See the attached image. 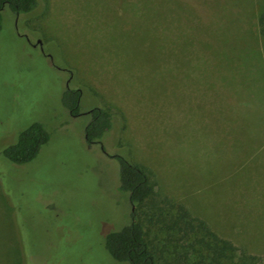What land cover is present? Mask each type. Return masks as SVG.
Here are the masks:
<instances>
[{
    "label": "rangeland",
    "instance_id": "obj_1",
    "mask_svg": "<svg viewBox=\"0 0 264 264\" xmlns=\"http://www.w3.org/2000/svg\"><path fill=\"white\" fill-rule=\"evenodd\" d=\"M193 2L38 0L31 13L4 11L0 264H124L105 238L137 209L113 155L149 172L148 207L173 211L168 222L170 202L183 206L264 264V0ZM67 89L82 91L79 116L63 105ZM94 108L113 127L89 144ZM33 122L50 140L31 163L12 164L2 150ZM169 238L152 227L160 249Z\"/></svg>",
    "mask_w": 264,
    "mask_h": 264
},
{
    "label": "trees",
    "instance_id": "obj_2",
    "mask_svg": "<svg viewBox=\"0 0 264 264\" xmlns=\"http://www.w3.org/2000/svg\"><path fill=\"white\" fill-rule=\"evenodd\" d=\"M185 6L193 5L194 0H177ZM181 1V2H180ZM38 0H0V33L3 29V13L8 8L16 15L33 12L38 7ZM203 4L200 11L202 24L212 20V12L208 3ZM194 15V13H191ZM196 18V17H195ZM81 90L67 89L63 96V105L72 116L81 114ZM90 120L85 129L89 144L98 143L113 127L110 112L94 108L89 112ZM50 140V134L41 122H33L23 129L17 141L2 150V156L17 166L34 161L43 146ZM120 165V191L129 196L131 205L136 208L132 213V223L121 230L109 233L105 238V249L117 262L124 264H172L165 257V252L176 255L174 263L185 261L186 264H262L259 258L236 246L233 242L217 235L208 225L192 218L183 206L170 202L171 210L177 213L168 222L166 215L172 214L159 208L156 204L149 208V202L154 195V186L149 172L142 166L134 164L121 155H113ZM144 210L146 222L141 221L139 211ZM151 210L153 214L148 213ZM157 211H160L159 213ZM161 225L170 234L164 249L153 244L150 239L152 227ZM181 239H173V235ZM187 240L188 245H180L179 241ZM179 240V241H178ZM191 241V242H190ZM179 244L178 246L176 244ZM181 250H184L179 254Z\"/></svg>",
    "mask_w": 264,
    "mask_h": 264
},
{
    "label": "flooded vegetation",
    "instance_id": "obj_3",
    "mask_svg": "<svg viewBox=\"0 0 264 264\" xmlns=\"http://www.w3.org/2000/svg\"><path fill=\"white\" fill-rule=\"evenodd\" d=\"M40 44V43H39ZM104 150V149H103Z\"/></svg>",
    "mask_w": 264,
    "mask_h": 264
}]
</instances>
